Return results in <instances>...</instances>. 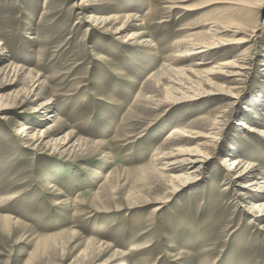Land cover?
<instances>
[{
  "label": "rangeland",
  "instance_id": "obj_1",
  "mask_svg": "<svg viewBox=\"0 0 264 264\" xmlns=\"http://www.w3.org/2000/svg\"><path fill=\"white\" fill-rule=\"evenodd\" d=\"M243 121L264 0H0V264H264Z\"/></svg>",
  "mask_w": 264,
  "mask_h": 264
},
{
  "label": "bare ground",
  "instance_id": "obj_2",
  "mask_svg": "<svg viewBox=\"0 0 264 264\" xmlns=\"http://www.w3.org/2000/svg\"><path fill=\"white\" fill-rule=\"evenodd\" d=\"M215 27V26H214ZM223 29L220 27V28H218L217 27V29H215V31H214V33H216V35L218 34H220V32L222 31ZM211 31V30H210ZM215 35V34H214ZM223 35V34H222ZM203 48H206V47H203V46H201V47H195L193 50L194 51H196V50H198V52H195L193 55H197V54H200V53H203L204 51H202V49ZM219 48V47H218ZM207 49V48H206ZM208 50H210V49H208ZM196 57V56H195ZM199 65V64H198ZM240 70H244V65H241V66H239L238 67ZM232 69V68H231ZM244 73V72H243ZM242 75V74H241ZM237 76H238V74H237ZM204 77V76H203ZM206 77V76H205ZM234 99V98H233ZM240 125H243L246 129H248V130H250V131H256V132H258L259 134H261V135H264V130H259V128H257V127H255V126H252V125H249V124H245L244 123V121L243 122H241L240 123ZM31 129V127H29V126H27V125H24V127H23V130H24V132H27V131H29ZM184 132H183V130H173L172 131V134L171 135H178V136H180V135H182ZM28 136V135H27ZM178 150V149H177ZM172 152H173V150H172ZM172 152H168V153H164L163 155V158H166V159H168L169 157H171V155L173 154ZM231 157H233V156H231ZM188 162V163H187ZM199 162H201V161H199V160H191V159H187V160H185L183 163H185V164H197V163H199ZM241 160L239 159V158H232V159H230V156H223L222 158H221V164H225V165H227V166H229V168H228V172H230V173H232L231 175H234L235 177H234V179H240V178H243V176L246 174V175H249V174H252L253 172L252 171H249L248 173H239V171H240V165H241ZM178 164H180V163H178ZM172 165H173V163H172ZM171 165V166H172ZM176 165V164H175ZM181 167V166H180ZM200 168V167H199ZM173 169H176V168H173ZM172 169V170H173ZM233 170V171H232ZM194 172V171H193ZM195 173V172H194ZM189 174V173H188ZM193 174V173H192ZM197 174V173H196ZM195 177V176H194ZM194 177H191L190 179H186V181H189V180H194ZM254 207H255V210L257 209H259V210H261V208L262 207H260V205L259 204H255L254 205Z\"/></svg>",
  "mask_w": 264,
  "mask_h": 264
}]
</instances>
